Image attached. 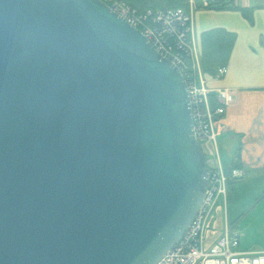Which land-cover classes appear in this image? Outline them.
<instances>
[{"label": "water", "instance_id": "obj_1", "mask_svg": "<svg viewBox=\"0 0 264 264\" xmlns=\"http://www.w3.org/2000/svg\"><path fill=\"white\" fill-rule=\"evenodd\" d=\"M208 173L139 29L102 0H0V264H155Z\"/></svg>", "mask_w": 264, "mask_h": 264}, {"label": "built area", "instance_id": "obj_2", "mask_svg": "<svg viewBox=\"0 0 264 264\" xmlns=\"http://www.w3.org/2000/svg\"><path fill=\"white\" fill-rule=\"evenodd\" d=\"M114 11L139 29L164 56L174 62L188 86L194 135L207 158H212L202 203L177 242L155 264H264V250H238V235L231 232L227 220L224 231L211 243L207 232L212 227L219 200L225 203L227 176L218 149L217 121L227 105L236 99L230 88L211 89L204 84L200 65L199 45L193 33V11L209 8L217 0H188V9L138 12L127 0H102ZM226 67H219L216 77L223 75ZM213 95L219 105L211 107ZM232 175L240 177L238 170ZM225 205V204H224Z\"/></svg>", "mask_w": 264, "mask_h": 264}, {"label": "crops", "instance_id": "obj_3", "mask_svg": "<svg viewBox=\"0 0 264 264\" xmlns=\"http://www.w3.org/2000/svg\"><path fill=\"white\" fill-rule=\"evenodd\" d=\"M233 5L252 7V20L233 7H198L193 11V33L198 45L200 33L210 28L222 27L236 34L225 73L219 77L204 74V84L211 89L230 88L236 92L235 101L225 107L217 121L222 165L227 168L239 148L240 178L248 175L264 178V0H234ZM222 204L216 208L213 225L223 207L227 215L229 204H264V187L251 186L249 190L231 183L225 205ZM224 221L219 228L212 225L208 230L207 243L223 233ZM228 224L230 231L238 235V250H264L243 243L237 225Z\"/></svg>", "mask_w": 264, "mask_h": 264}, {"label": "trees", "instance_id": "obj_4", "mask_svg": "<svg viewBox=\"0 0 264 264\" xmlns=\"http://www.w3.org/2000/svg\"><path fill=\"white\" fill-rule=\"evenodd\" d=\"M131 7L135 8L138 12L142 13L147 10L157 11L170 8H182L188 9V0H127ZM234 0H217L213 6V9H226L235 8L241 11L244 17L249 21L252 20V7L244 8L233 5ZM236 38L234 32L228 31L222 27H214L204 30L200 33L199 39V51H200V65L202 72L205 74L215 75L219 67L227 65L233 44ZM213 95L210 96L211 107L215 108L219 103L214 99ZM240 149H236L230 165L225 168L227 176V195L231 183L238 180L240 177L232 175L233 170L240 169ZM207 164V163H206ZM220 202H218L219 205ZM217 205V206H218Z\"/></svg>", "mask_w": 264, "mask_h": 264}, {"label": "rangeland", "instance_id": "obj_5", "mask_svg": "<svg viewBox=\"0 0 264 264\" xmlns=\"http://www.w3.org/2000/svg\"><path fill=\"white\" fill-rule=\"evenodd\" d=\"M207 165L212 164V158L207 156ZM233 185H241L245 188L256 186L264 187V178H259L254 175H248L244 178H239L233 182ZM219 202H223L222 199ZM226 202V199H225ZM225 203L222 205L224 206ZM228 205V204H227ZM226 207V206H225ZM226 216L228 223H235L237 231L242 237V242L253 247H264V204H229L226 215V208L220 210L214 227L219 228Z\"/></svg>", "mask_w": 264, "mask_h": 264}]
</instances>
